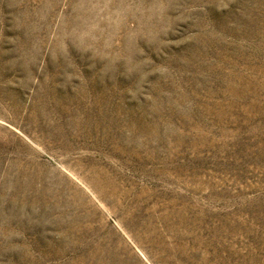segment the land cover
Listing matches in <instances>:
<instances>
[{"label":"rangeland","instance_id":"rangeland-1","mask_svg":"<svg viewBox=\"0 0 264 264\" xmlns=\"http://www.w3.org/2000/svg\"><path fill=\"white\" fill-rule=\"evenodd\" d=\"M0 264H264V0H0Z\"/></svg>","mask_w":264,"mask_h":264}]
</instances>
